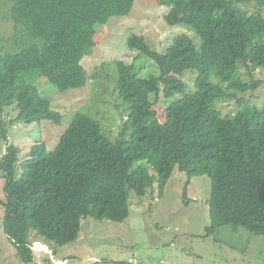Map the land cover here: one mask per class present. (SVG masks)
Listing matches in <instances>:
<instances>
[{
    "label": "trees",
    "instance_id": "obj_1",
    "mask_svg": "<svg viewBox=\"0 0 264 264\" xmlns=\"http://www.w3.org/2000/svg\"><path fill=\"white\" fill-rule=\"evenodd\" d=\"M9 1L10 17L27 39L16 37L17 52L0 42V112L15 106L12 123L60 124L63 115L38 89L36 76L61 91L85 87L82 60L96 45L98 26L129 14L135 0ZM248 1L159 0L170 8L166 21L191 26L201 43L183 32L158 52L144 35L128 36L127 48L151 58L158 73L139 77L135 61H117L115 89L129 111L116 140L98 120L77 112L52 149L36 142L20 160L19 147L6 146L0 157L4 231L21 261H34L30 229L47 241L72 243L82 218L125 220L129 189L144 196L155 184L161 195L176 167L211 178L206 236L225 225L264 236V107L238 97L259 86L253 72L264 67V14L240 7ZM257 2L264 9V0ZM186 70L197 72L193 91L181 78ZM177 93L182 96L168 102L161 120L153 104L161 94ZM227 98L239 104L231 115L218 107ZM1 134L7 139L2 120Z\"/></svg>",
    "mask_w": 264,
    "mask_h": 264
},
{
    "label": "rangeland",
    "instance_id": "obj_2",
    "mask_svg": "<svg viewBox=\"0 0 264 264\" xmlns=\"http://www.w3.org/2000/svg\"><path fill=\"white\" fill-rule=\"evenodd\" d=\"M240 7L264 14L257 0H249ZM10 8L9 0H0V42L6 51L17 52L22 44H16V37L20 38V43L27 38L23 30L18 33L9 14ZM169 9L159 0H135L129 14L112 16L99 25L96 45L82 60L88 73L85 87L61 91L45 77L37 75L38 89L62 113V121L60 124L49 120L12 123L17 109L15 106L6 108L0 112V157L10 144L19 147L20 160L27 158L36 142H44L48 149L54 148L77 112L98 120L103 131L116 140L129 111V104L115 89L117 61L127 64L135 61L134 71L139 77L158 73L151 58L127 48L128 36L133 33L144 35L149 47L158 52L166 51L173 37L183 32L188 33L196 44L201 43L191 26L171 25L166 21ZM242 74L245 75V69ZM253 76L260 80L259 86L253 91L239 93L238 97L249 98L253 104L264 107V67L254 71ZM196 77L197 72L193 70H186L181 75L186 91L196 89ZM245 79L249 80V75ZM181 96L177 93L166 98L161 94L156 101L153 96V107L161 120L168 102ZM218 107L223 114L231 115L239 104L235 98H227L220 101ZM1 120L6 124L7 139L1 134ZM138 163L142 162L135 165ZM4 185V172H0V264H26L4 231L5 208L1 202L6 199ZM186 190L188 204L184 202ZM210 193L211 178L207 174L189 177L176 167L161 195L155 184L144 196L129 189V216L125 220L82 218L79 236L72 243L59 245L41 239L34 229H30L34 261L27 264H264L263 235L251 234L233 225H225L211 236L205 235L210 225Z\"/></svg>",
    "mask_w": 264,
    "mask_h": 264
},
{
    "label": "clouds",
    "instance_id": "obj_3",
    "mask_svg": "<svg viewBox=\"0 0 264 264\" xmlns=\"http://www.w3.org/2000/svg\"><path fill=\"white\" fill-rule=\"evenodd\" d=\"M46 247H45V249L47 250L48 249V246L47 245H45Z\"/></svg>",
    "mask_w": 264,
    "mask_h": 264
},
{
    "label": "built area",
    "instance_id": "obj_4",
    "mask_svg": "<svg viewBox=\"0 0 264 264\" xmlns=\"http://www.w3.org/2000/svg\"><path fill=\"white\" fill-rule=\"evenodd\" d=\"M172 264H175V263H172Z\"/></svg>",
    "mask_w": 264,
    "mask_h": 264
}]
</instances>
